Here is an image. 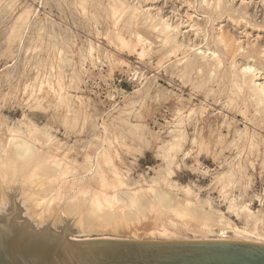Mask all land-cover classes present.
<instances>
[{
  "label": "rangeland",
  "instance_id": "obj_1",
  "mask_svg": "<svg viewBox=\"0 0 264 264\" xmlns=\"http://www.w3.org/2000/svg\"><path fill=\"white\" fill-rule=\"evenodd\" d=\"M187 15L196 28L180 29L181 48H163L151 18L188 25ZM247 66L264 84V0H0V160L13 140H25L61 169L45 180L47 195L19 182L6 191L36 213H27L31 223L57 233L67 223L71 237L203 239L180 223H156L152 213L107 232L67 213L69 203L98 196L124 212L132 198L143 206L163 193L168 205L199 207L253 233L250 241L229 233V241L264 243V104L248 99ZM239 202L254 214L240 213ZM162 223L172 239L158 234Z\"/></svg>",
  "mask_w": 264,
  "mask_h": 264
},
{
  "label": "bare ground",
  "instance_id": "obj_2",
  "mask_svg": "<svg viewBox=\"0 0 264 264\" xmlns=\"http://www.w3.org/2000/svg\"><path fill=\"white\" fill-rule=\"evenodd\" d=\"M127 1L128 0H118V2L122 6H126V2ZM217 7H219V4H218ZM126 10H129L128 7H125L123 9V11H126ZM116 11H118V10H116ZM130 14H131V18L132 19H136L137 16L139 15V13L136 14L135 12H133V13L131 12ZM149 15H151V14H149ZM185 17L188 18V21H189L188 25H184L185 22L183 23V21H181V19H179V22L177 21L175 24H171L167 19H164V18H159V17H156V18L152 17L151 18L152 23H153L154 19L159 22V23H154L152 25V30L157 32L159 37L163 38L162 39L163 40V44L162 45H164V47L162 46L163 48L168 49L169 47L171 48V46L177 47V48L178 47L181 48V45H179L177 40H176L177 37H179V35L181 34L180 33V29L182 27H184V28L188 27V28H190L193 31L196 28L197 25H195L193 23L192 18H190L191 16L187 15ZM154 22H156V21H154ZM139 39L141 40L142 38L139 37ZM219 43L229 53L231 44L229 45V43L227 42L226 37H225V35L223 33H222V35L220 37ZM90 48H91V45H90ZM172 49H174V48H172ZM163 50H165V49H163ZM209 50H211V48ZM92 51H93V49H92ZM170 53H171V51H170ZM91 54H93V53H91ZM206 55H207L206 53L203 54V56H206ZM209 57L212 58V62L217 63L218 67L223 65V61H222L220 55L217 52H215V51L211 52ZM243 69L244 70H242V72H243V75H244V78H245V80H243V82H244V85L249 88V92H250L248 99L250 100V102L254 106L259 107L262 104H264V84L257 83V80L259 78H262L261 76L259 77V75H263V73H261V71L259 72V70H257L255 67H251V66H249V67L247 66L246 68H243ZM211 72H213V71H211ZM3 150H4V148H3ZM11 150H12V154H9V156H8V158L6 160H4V159L0 160V185H1V187L3 185V187L1 189L2 190L4 189V191H5V192L3 191V195L5 197H3V196H0V197L1 198L2 197L6 198V200L2 198L1 201H0L1 202V204H0V208H1L0 217L6 216L9 212L12 211L11 205L10 206L6 205V203H8V202H6L8 199L11 200V204H13V202L14 203L16 202L15 201L16 195L11 191V189L8 190V191H11L12 194H11V192L8 193V191H6V189H5V188L8 187V185H10L12 183L16 184V182H19V183H21L20 185L26 187L29 192H31V191L33 192L34 190L38 189L36 191H42L41 192L42 194H44V193L46 194L45 186L49 182L45 181V180H47V179L51 180L53 174H55V176H57L56 174L59 173L60 170H61L59 168V166H60L59 161H56L55 163L53 162L54 166H56V167H54L53 164L52 165L49 164V165H51V167H49V165H48L49 159L47 157L48 155L47 156H45L46 154L43 155L45 152L42 154L36 148V146L33 143H30V142L25 141V140H18V139L16 140L15 139V140H13L12 149ZM46 152L48 153V151H46ZM45 162H47V163H45ZM60 175H62V176L64 175L65 176V174H63V173L60 174ZM49 185H50V183H49ZM19 187H21V186H19ZM50 188H52V187H50ZM19 191H22V193H24V194L26 192L23 189L22 190L19 189ZM50 191L48 193H50ZM29 192L27 194H29ZM17 193L21 194L20 198L26 199V197L23 196L24 194H22L21 192L20 193L17 192ZM34 193H35V191H34ZM42 194H41L40 200H38V201H44L45 200L46 196L43 197ZM0 195H1V193H0ZM12 195H15V196H12ZM36 195L38 196L39 194L36 193ZM136 195H137V193H135V196ZM31 196H32V194H31ZM39 196H38V198H39ZM100 197L101 196L95 197L96 199H94L93 202L90 203V205H88L87 203H84L85 205L80 203L82 205V207L79 206L78 204L72 205L73 203H71V204L69 203V206H68L69 207V211L67 213L68 214H74V213L77 212L78 214L77 213L76 214L79 216L78 219L83 223V225L86 228H90V229L91 228L92 229L93 228L94 229L95 228L96 229L97 228H103L105 230L106 228L107 229L108 228H112V229H116V231H117L118 228H126V227L130 228V224L131 223L133 225V222H135V221H137V220H139L141 218L146 217L148 213H152V214L156 215V218H155V222L156 223H158L159 220H161V219L164 220L163 223L165 221L168 224H171V223H173V224L177 223L178 224V223H180L181 226H184L186 229H188V230L194 232L195 234L200 235L201 237H203V239L200 237L201 239H199V240L229 241V240H231L230 236L228 235L229 233H233L239 239L240 238L241 239L244 238L245 239L244 241H250V240H247V239L253 237V235H252L253 233L249 232L248 230L240 229L238 227H235L230 220H227V219L225 220L223 217H215L214 215H213L214 216L213 217V216H210V214H209V216H208V214H203L205 212L202 213L200 211L199 207L198 208H195V207L194 208H190V206L189 207L186 206L187 204L185 205V203H183V202H178L177 204L171 203L172 205H170V204L168 205L169 194H168V197H167L163 193L162 194H158L157 193L154 202L152 204H149V203L146 204L145 203L144 204L145 206L143 205L144 207L140 205L139 201L135 202L133 200V198H132L131 201H130V204L126 206L127 211H124V212H122L120 210H119L120 212H118V210L117 211L116 210H112V211L109 210L106 207H109V208L112 207L111 206L112 205L111 201L107 200V198L105 200H102V199H100ZM105 197H107V196H105ZM33 199H35V201L33 200V202L37 201L36 200V196ZM136 199H138V198L136 197ZM113 200H115V199H113ZM26 201L27 200H25V202ZM31 201H32V199H31ZM17 203L19 205H16V203H15V207H16V212H19V213H18V217L13 219L14 222L23 223L24 220H26L29 228H34V229H37L38 231H43L44 229L46 230V226L34 225L33 223H31V220H29V218H31L32 215L36 214V213H32L30 211L32 213V215L29 216L28 214L30 212H27L28 214L24 212V211H26L25 208H24L25 207L24 206L25 203L23 204V201H21V200H19ZM39 203L40 202H38V205H39ZM112 203H113V201H112ZM29 204H31V203H29ZM115 205H117V202H115ZM30 206H32V204ZM9 207H11V209ZM113 207H115V206H113ZM237 207H238L237 209L240 211V213L254 214L253 211L250 208H248L247 205L241 204L240 202L237 205ZM131 208L138 209V210H137V212H135L134 210L132 211ZM27 211H29V208H28ZM24 214H26V215L24 216ZM222 215H223V213H222ZM149 217L147 218L148 220H149ZM79 220H78V222H79ZM55 221L58 222L57 220H55ZM52 223H54V222H52ZM141 223H143V222H141ZM149 223H150V221H149ZM159 223H161V222H159ZM163 223L160 225V227H161L160 229L156 228V229H159L157 231L158 234L163 235L165 237H168L167 240L172 239L174 234ZM143 227H141V229ZM147 227H148V225H147ZM215 227L218 228V230H217L218 232L217 233L214 232V230H215L214 228ZM86 228L84 230H82V231L84 232L86 230ZM129 228H126V229L128 230ZM80 229H82V227ZM107 229L105 230L106 232L108 231ZM126 229H125V231H126ZM49 230H51V229H49ZM109 230H111V229H109ZM146 230H147V228H146ZM82 231H80V232L82 233ZM86 231H88V229ZM95 231H98V230H95ZM101 231H102V229H101ZM111 231L113 232V230H111ZM153 231L155 232L156 230H153ZM54 232L57 233L56 231H54ZM114 232H115V230H114ZM75 233H78V231L75 230ZM120 233H122V230H121ZM153 234H155V233H153ZM211 235H215L218 238H216V239H208V237H212ZM72 238L76 239V240L95 239V238H91V237H84V236H78V235H74V237L72 236ZM97 238L118 239V238L107 237V236L106 237H97ZM178 240H179V238H178ZM236 240L237 239H235V241ZM233 241H234V239H233ZM256 243L264 244V243H261V242H256Z\"/></svg>",
  "mask_w": 264,
  "mask_h": 264
},
{
  "label": "water",
  "instance_id": "obj_3",
  "mask_svg": "<svg viewBox=\"0 0 264 264\" xmlns=\"http://www.w3.org/2000/svg\"><path fill=\"white\" fill-rule=\"evenodd\" d=\"M15 203L0 217V264H264V244L242 241H135L73 239L65 223L61 233L29 228Z\"/></svg>",
  "mask_w": 264,
  "mask_h": 264
}]
</instances>
